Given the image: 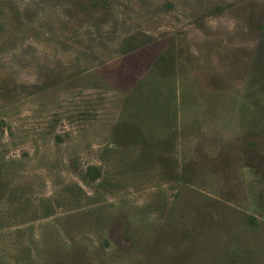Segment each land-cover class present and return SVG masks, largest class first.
<instances>
[{
  "label": "rangeland",
  "instance_id": "rangeland-1",
  "mask_svg": "<svg viewBox=\"0 0 264 264\" xmlns=\"http://www.w3.org/2000/svg\"><path fill=\"white\" fill-rule=\"evenodd\" d=\"M0 264H264V0H0Z\"/></svg>",
  "mask_w": 264,
  "mask_h": 264
}]
</instances>
